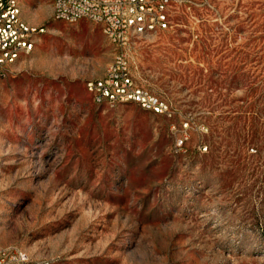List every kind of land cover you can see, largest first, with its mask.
I'll return each mask as SVG.
<instances>
[{
  "label": "rangeland",
  "instance_id": "rangeland-1",
  "mask_svg": "<svg viewBox=\"0 0 264 264\" xmlns=\"http://www.w3.org/2000/svg\"><path fill=\"white\" fill-rule=\"evenodd\" d=\"M171 5L125 50L162 112L94 101L99 23L21 6L38 31L0 68L6 264H264V0Z\"/></svg>",
  "mask_w": 264,
  "mask_h": 264
},
{
  "label": "built area",
  "instance_id": "built-area-1",
  "mask_svg": "<svg viewBox=\"0 0 264 264\" xmlns=\"http://www.w3.org/2000/svg\"><path fill=\"white\" fill-rule=\"evenodd\" d=\"M172 1L52 0L54 18L70 22L87 18L100 23L113 46L103 76L86 83L94 101L111 105L134 101L156 112L166 109L160 99L134 84L125 50L132 38L169 27ZM37 31L21 17L19 0H0V68L29 54ZM7 260L8 250L0 248V264H6Z\"/></svg>",
  "mask_w": 264,
  "mask_h": 264
},
{
  "label": "crops",
  "instance_id": "crops-1",
  "mask_svg": "<svg viewBox=\"0 0 264 264\" xmlns=\"http://www.w3.org/2000/svg\"><path fill=\"white\" fill-rule=\"evenodd\" d=\"M26 2H28V0H19V3H20V6L24 5ZM22 17V15H21ZM23 18V17H22ZM32 22V21H31ZM100 24V23H99ZM100 29H101V32H102V35L104 36V38L107 40V43L110 44V47L113 49V46L112 44L109 42V40L106 38V36L104 35L103 31H102V28H101V24H100ZM26 56V55H25ZM25 56H22L21 58L25 57ZM19 58V59H21Z\"/></svg>",
  "mask_w": 264,
  "mask_h": 264
}]
</instances>
